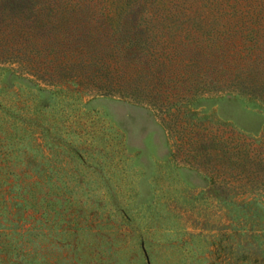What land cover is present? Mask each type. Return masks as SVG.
Returning <instances> with one entry per match:
<instances>
[{
  "label": "rangeland",
  "instance_id": "374dc122",
  "mask_svg": "<svg viewBox=\"0 0 264 264\" xmlns=\"http://www.w3.org/2000/svg\"><path fill=\"white\" fill-rule=\"evenodd\" d=\"M74 1L14 0L9 6L0 0V101L14 99L18 113L61 134L51 139L47 155L58 167L48 181L61 186L49 191L70 200L61 213L51 210L47 228L38 232L42 247L31 255L45 252L42 264H264V218L255 224L253 216L235 211L264 213L263 105L237 90L194 99L184 93L189 101L171 95L180 104L177 120L169 115L175 108L153 111L104 94L107 87L96 86V80L105 83L97 58L115 48L117 35L98 21L100 8H92L98 3ZM99 23L109 39H100ZM113 58L119 65L108 74L113 87L146 90L145 80L180 78L163 70L155 77L146 72L140 82L134 61ZM58 62L61 68L70 63L72 79L56 80L45 67ZM197 70L211 76L204 67ZM92 74L94 84L88 83ZM240 77L242 86H264L257 65L245 63ZM55 81L63 87L55 88ZM182 84L174 83L180 93ZM40 151L32 148V157L24 158L34 172ZM29 262L22 264H35Z\"/></svg>",
  "mask_w": 264,
  "mask_h": 264
},
{
  "label": "trees",
  "instance_id": "16d2710c",
  "mask_svg": "<svg viewBox=\"0 0 264 264\" xmlns=\"http://www.w3.org/2000/svg\"><path fill=\"white\" fill-rule=\"evenodd\" d=\"M1 1L5 5H14V0ZM80 1L98 3L99 5L93 3L95 6L92 7L100 8L98 21L107 23L111 32L117 35L118 43L115 48L112 51L104 49L103 56L97 58L101 60L96 64L98 69L104 71L105 83L99 85V80H96V86L107 87L103 90L104 94L148 105L153 111L161 109V105H166L169 109L175 108L169 115L177 120L181 117L178 109L180 104L172 102L171 95L187 100L188 96L184 93L194 99L205 92L224 89L234 93L237 90L251 95L254 101H259L264 107V86H242L240 77L245 63L264 69V29L259 28V23L264 22V0H75L74 3ZM195 4L199 6H194ZM158 16L159 19L155 20ZM99 25L96 24L95 29L100 39H109L111 36L108 30L103 24ZM63 56L65 62L70 61L66 55ZM115 56L127 62H135L139 68L134 70L140 82L143 77H147L146 72L155 77L156 72L163 70L170 75L179 73L180 78H155V81L150 82L145 80L146 90L139 85L113 87L112 77L108 74L119 68L118 64L114 65L117 61L113 58ZM27 60L41 63L32 58ZM62 66L61 68L58 62L45 67L56 75V80L69 74L72 79L74 74H71L73 67L70 63ZM202 67L208 70L210 77L207 78L197 70ZM57 68L61 69L54 74ZM88 78V83L94 84V75ZM179 80L185 82L181 88L179 85L181 93L174 85ZM212 80L221 81L222 85ZM71 81L69 80V84ZM262 81L264 82V78ZM80 84L81 82L73 84V90L79 92ZM55 85L57 89L63 87L60 81H55ZM246 89H250V92ZM13 100L8 105L0 101V264H22L25 260L42 264L45 263V252L31 255L42 247L38 232L42 227L47 228L52 209L61 213L65 207L63 202L66 204L70 201L59 196L55 199L49 191L52 186H61L48 181L52 171L58 167L51 164L52 155L50 158L47 156L48 148L51 147L48 145L53 142L51 139L55 140L61 134L52 129L48 132L49 126L46 127V122L37 117L18 113ZM167 130L172 134L168 128ZM32 148L39 151L41 148L39 172L30 169L26 165L29 160H24L25 157H32ZM70 198H74L75 203L78 199L74 196ZM253 202L259 203L258 200ZM242 203L243 201L241 205L244 208L246 204ZM77 206L72 207L78 212H81L80 209L87 211ZM235 211L240 212L244 218L253 216L255 224L256 219L264 218V213L260 211ZM87 212L93 213L92 210ZM60 219L62 218L58 216V220ZM40 220H43V224ZM72 225L71 230H76L77 222ZM51 226L56 225H50V228ZM60 231L64 232L57 230Z\"/></svg>",
  "mask_w": 264,
  "mask_h": 264
}]
</instances>
